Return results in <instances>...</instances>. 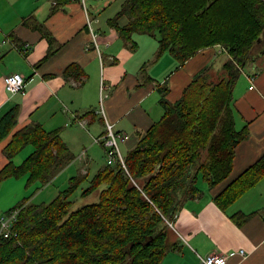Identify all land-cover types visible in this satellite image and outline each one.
Listing matches in <instances>:
<instances>
[{
    "label": "trees",
    "instance_id": "1",
    "mask_svg": "<svg viewBox=\"0 0 264 264\" xmlns=\"http://www.w3.org/2000/svg\"><path fill=\"white\" fill-rule=\"evenodd\" d=\"M52 1L56 9L71 0ZM123 17L127 22L121 24ZM108 22L131 48L137 45L134 33L157 36L158 54L168 50L180 64L215 45L229 58L215 74L211 65L203 67L176 101L160 98L164 114L127 151L126 169L119 162L107 164L91 178L72 176L48 203L25 201L11 207L6 213L19 211L11 232L0 235V264H162L175 245L170 222L187 199L202 192L200 174L210 185L225 180L236 146L248 136L247 125L236 127L234 87L258 39L264 38V0H123ZM53 51L50 45L49 53ZM66 70L85 73L76 63ZM18 115L16 105L0 118V141L11 135L0 185L25 175L29 183L46 184L74 155L58 129L31 122L14 130ZM27 145L32 151L15 163L13 158ZM262 176L264 155L218 193L216 203L225 209ZM86 179L82 195L96 192L98 199L74 208L71 196ZM242 215L232 217L241 224Z\"/></svg>",
    "mask_w": 264,
    "mask_h": 264
},
{
    "label": "crops",
    "instance_id": "2",
    "mask_svg": "<svg viewBox=\"0 0 264 264\" xmlns=\"http://www.w3.org/2000/svg\"><path fill=\"white\" fill-rule=\"evenodd\" d=\"M54 5L52 0H0V118L18 105L14 130L31 122L58 129L74 155L62 170L77 163L74 175L89 176L107 165L99 158V154L106 157L105 148L95 141L105 132L106 121L129 134L120 143L127 153L139 134L164 114L162 96L176 101L203 67L211 65L215 74L229 58L215 45L180 64L168 50L158 54L157 36L134 33L137 45L129 47L108 22L121 7L108 11L110 5L98 0H71L56 9ZM30 16L35 20L26 22ZM126 22V17L121 18V24ZM263 46L260 37L234 87L236 127L247 125L248 136L236 146L233 169L216 185L200 174L202 192L187 199L177 212L170 235L175 245L162 264H198L201 255L238 249H245L246 256L229 254L225 264H264V176L225 209L215 201L218 193L264 155ZM220 54L226 56L218 60ZM72 63L85 73H68ZM13 72L25 76L24 94L7 90L4 76ZM87 110L92 112L83 114ZM10 140L11 135L0 141V169L9 161L4 148ZM236 212L245 217L241 224L232 217Z\"/></svg>",
    "mask_w": 264,
    "mask_h": 264
},
{
    "label": "rangeland",
    "instance_id": "3",
    "mask_svg": "<svg viewBox=\"0 0 264 264\" xmlns=\"http://www.w3.org/2000/svg\"><path fill=\"white\" fill-rule=\"evenodd\" d=\"M122 1L123 0H98L100 3L107 2L108 5H110L108 11L116 10V7L120 8ZM87 2L89 3V0H87ZM225 56L226 54H220L218 60H221L222 57L224 58ZM215 65L220 67V61L216 62ZM32 149V145H27L24 149H22L14 157L15 163L18 164L22 162L25 156H27V154H29ZM121 151L123 155L126 156V151H124L123 148H121ZM99 158L102 164L105 162L107 163V158H104L102 154H99ZM78 166L79 165L75 163L70 169V166L65 168L52 181L46 184H43L39 181L29 183L28 177L26 175L21 177H9L5 179L0 185V215L6 213L11 207L21 202H50L60 192V190L65 189L69 185L71 176L77 174L78 172ZM98 170L99 169L91 171L89 178H91ZM88 185L89 180H84L77 190L72 194L71 199L74 201L72 207L75 208L87 202H92L98 199L96 192H92L85 196L82 195L83 189Z\"/></svg>",
    "mask_w": 264,
    "mask_h": 264
},
{
    "label": "built area",
    "instance_id": "4",
    "mask_svg": "<svg viewBox=\"0 0 264 264\" xmlns=\"http://www.w3.org/2000/svg\"><path fill=\"white\" fill-rule=\"evenodd\" d=\"M90 20L91 19L88 17L89 22ZM251 78L252 80H254L252 76ZM4 81L7 90L12 94L25 93L26 79L22 73L13 72L7 74L4 76ZM250 88H253V85H251ZM128 138H129V134L127 132L116 130L113 123L106 121L105 132L103 133V135L95 138V141L101 143L104 146L106 152L107 164L114 165L115 163L119 162L122 167H124L125 169L127 168L124 155L121 151L120 143ZM18 211L19 209H15L9 213H4L0 215V235L1 234L8 235L11 232L10 227L13 220L16 218ZM170 224L173 226L172 222H170ZM235 253L246 256L245 249L233 250L231 252H214L206 256L201 255L198 264H225L227 262L229 254H235Z\"/></svg>",
    "mask_w": 264,
    "mask_h": 264
},
{
    "label": "water",
    "instance_id": "5",
    "mask_svg": "<svg viewBox=\"0 0 264 264\" xmlns=\"http://www.w3.org/2000/svg\"><path fill=\"white\" fill-rule=\"evenodd\" d=\"M258 40H260V38Z\"/></svg>",
    "mask_w": 264,
    "mask_h": 264
}]
</instances>
